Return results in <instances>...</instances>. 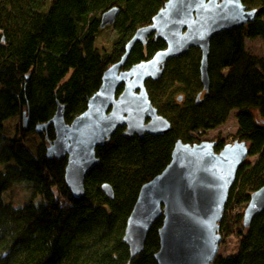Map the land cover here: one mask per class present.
<instances>
[{
	"label": "trees",
	"instance_id": "trees-1",
	"mask_svg": "<svg viewBox=\"0 0 264 264\" xmlns=\"http://www.w3.org/2000/svg\"><path fill=\"white\" fill-rule=\"evenodd\" d=\"M167 1L0 0V163L8 164L0 170V264H158L163 217L136 257L124 241L140 189L171 162L178 140H206L233 110L239 129L225 140L217 136L216 151L231 140L247 141L254 160L240 166L221 222V233L237 239V249L218 254L213 264H264V210L248 227L243 211L251 194L264 186V56L253 54L246 44L247 38L264 39V0H243L258 10L257 17L212 39L208 91L201 80L198 47L170 59L159 80L146 82L153 105L170 121L171 130L131 137L126 127H119L96 148L99 163L88 172L80 197L66 183L68 157H48L47 145L35 154L23 143L37 125L55 117L59 106L67 123L86 111L105 71ZM113 7L120 11L105 27L114 29L115 37L110 50L101 52L95 45L104 28L101 17ZM166 47L154 35L144 44L137 42L125 69ZM16 115H21V124L8 136L4 122ZM44 138L55 140L53 125ZM17 182H30L39 201L32 198L17 206L6 200ZM104 183L112 186L114 198L104 192Z\"/></svg>",
	"mask_w": 264,
	"mask_h": 264
},
{
	"label": "water",
	"instance_id": "water-1",
	"mask_svg": "<svg viewBox=\"0 0 264 264\" xmlns=\"http://www.w3.org/2000/svg\"><path fill=\"white\" fill-rule=\"evenodd\" d=\"M119 11V7H113L104 12L101 27L114 23ZM257 15L258 10L249 9L243 0H168L152 23L138 29L129 40L122 58L105 71L86 111L67 123L59 106L53 119L37 125V131L54 126L56 138L47 147V155L68 157L65 179L72 193L77 197L84 194L86 176L99 163L96 148L107 143L119 127H126L125 134L131 137L164 135L171 130L170 121L158 113L149 98L148 80H159L170 59L198 47L202 51L201 80L208 91L212 39L223 31L247 25ZM151 35L163 39L167 47L125 69L135 44L146 43ZM122 85L123 91L117 95ZM216 144L210 140L195 144L178 140L171 162L141 187L124 237L132 257L144 251L153 225L163 217L158 230L160 248L155 253L158 264L214 263L230 189L250 150L249 143L242 140L227 143L221 151H216ZM102 188L114 198L109 183ZM263 210L264 186L251 194L244 225L250 226Z\"/></svg>",
	"mask_w": 264,
	"mask_h": 264
},
{
	"label": "rangeland",
	"instance_id": "rangeland-1",
	"mask_svg": "<svg viewBox=\"0 0 264 264\" xmlns=\"http://www.w3.org/2000/svg\"><path fill=\"white\" fill-rule=\"evenodd\" d=\"M114 37H115L114 29L112 28L106 29V27H104L102 31L100 32V35L97 37L95 45L101 52L109 51L112 46V40L114 39ZM246 44L250 52L256 55L264 56V39L263 38L261 37L247 38ZM149 98L151 100L150 95H149ZM236 114H237V111L233 110L227 122L222 124L220 127L216 129L210 130L206 134L204 139L213 141L214 138L217 136H221L222 138L225 139L229 135L230 136L235 135L239 129V124H238V119L236 117ZM21 121H22L21 115H16L14 117L7 119L4 122V133L8 136H13L14 134H16L21 124ZM48 129L37 131L35 128L34 131L29 132L24 137V142H23L24 145L30 148L33 153L37 154L43 145H47V146L50 145V142H47L44 138V136L48 132ZM228 143H233V142L231 140ZM253 160H254V157H251V156H248L246 159V161H253ZM7 166L8 164L0 163V170H5ZM30 187H31L30 182L14 183L10 187V189L7 191L5 198L6 200L13 202L17 206L22 205L25 202H28L29 200H31L32 198L34 199L36 198L34 197V193L32 192ZM35 200L37 202L39 201L38 199H35ZM242 207L243 206L238 207L235 211L238 213L239 211H241V209H243ZM225 211H226V206H225ZM225 211H224V215L226 213ZM243 211H245V208L243 209ZM237 242H238L237 239H235L234 237L232 236L227 237L222 234V241L220 243L219 254L228 255L232 252H235L238 246Z\"/></svg>",
	"mask_w": 264,
	"mask_h": 264
},
{
	"label": "flooded vegetation",
	"instance_id": "flooded-vegetation-1",
	"mask_svg": "<svg viewBox=\"0 0 264 264\" xmlns=\"http://www.w3.org/2000/svg\"><path fill=\"white\" fill-rule=\"evenodd\" d=\"M223 139H224V138H223ZM225 139H226V138H225ZM225 139H224V140H225ZM210 141H212V140H210ZM213 141H214V142H217V144H218L217 137H215ZM233 142H234V141H233ZM217 144H216V146H217ZM216 146H215V149H216Z\"/></svg>",
	"mask_w": 264,
	"mask_h": 264
}]
</instances>
